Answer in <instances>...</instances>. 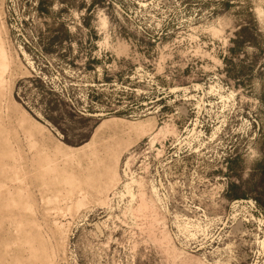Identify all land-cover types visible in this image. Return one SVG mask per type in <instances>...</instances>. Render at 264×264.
<instances>
[{
  "label": "rangeland",
  "instance_id": "1",
  "mask_svg": "<svg viewBox=\"0 0 264 264\" xmlns=\"http://www.w3.org/2000/svg\"><path fill=\"white\" fill-rule=\"evenodd\" d=\"M0 264H264V0H0Z\"/></svg>",
  "mask_w": 264,
  "mask_h": 264
}]
</instances>
